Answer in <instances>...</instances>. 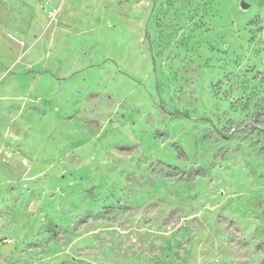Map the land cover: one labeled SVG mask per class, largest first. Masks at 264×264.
I'll use <instances>...</instances> for the list:
<instances>
[{"label":"rangeland","instance_id":"1","mask_svg":"<svg viewBox=\"0 0 264 264\" xmlns=\"http://www.w3.org/2000/svg\"><path fill=\"white\" fill-rule=\"evenodd\" d=\"M0 264H264V0H0Z\"/></svg>","mask_w":264,"mask_h":264},{"label":"water","instance_id":"2","mask_svg":"<svg viewBox=\"0 0 264 264\" xmlns=\"http://www.w3.org/2000/svg\"><path fill=\"white\" fill-rule=\"evenodd\" d=\"M240 6L242 8H246V7H248V3H246L245 1H241Z\"/></svg>","mask_w":264,"mask_h":264}]
</instances>
